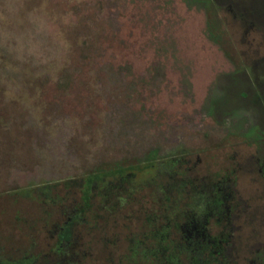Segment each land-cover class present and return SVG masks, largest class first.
Masks as SVG:
<instances>
[{"label":"rangeland","instance_id":"rangeland-1","mask_svg":"<svg viewBox=\"0 0 264 264\" xmlns=\"http://www.w3.org/2000/svg\"><path fill=\"white\" fill-rule=\"evenodd\" d=\"M0 264H264V0H0Z\"/></svg>","mask_w":264,"mask_h":264},{"label":"flooded vegetation","instance_id":"flooded-vegetation-1","mask_svg":"<svg viewBox=\"0 0 264 264\" xmlns=\"http://www.w3.org/2000/svg\"><path fill=\"white\" fill-rule=\"evenodd\" d=\"M66 232H69V231L66 230ZM66 232H65V234H66Z\"/></svg>","mask_w":264,"mask_h":264}]
</instances>
